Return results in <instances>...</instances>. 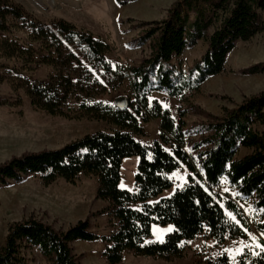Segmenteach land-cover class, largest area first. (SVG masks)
I'll use <instances>...</instances> for the list:
<instances>
[{
	"label": "trees",
	"instance_id": "1",
	"mask_svg": "<svg viewBox=\"0 0 264 264\" xmlns=\"http://www.w3.org/2000/svg\"><path fill=\"white\" fill-rule=\"evenodd\" d=\"M115 1L125 5L135 0ZM262 11L264 0H176L166 18L139 24L147 27L137 44L149 41V55L138 64L115 66L109 58L111 45L92 32L63 18L42 21L14 1L0 0V33L26 30L30 42L22 45L0 36V57L19 61L13 66L0 63V83L8 82L15 91L24 89L34 107L51 115L103 121L113 129L0 163V185L22 182L31 174H38L46 185L95 175L96 198L108 202L95 214H107L113 227L107 235L98 234L91 230L88 216L58 230L31 216L9 225L5 244L0 241V264H27L21 254L27 245L37 247L49 264H81L72 243L99 240L105 244L107 262L119 264L126 252L169 261L184 257L183 241L202 233L219 243L245 239L251 223L233 198L219 193L223 179L241 196L252 198L260 211L256 229L264 232V91L224 108L221 116L207 113L213 119L197 128L200 139L192 144L196 155L184 148L185 112L177 121L159 100L150 99L158 92L182 100L187 91L198 90L209 77L223 72L239 41L264 33ZM201 39L208 43L205 53L188 72H176L173 60ZM43 65L53 68L48 80L31 79L27 72ZM244 71L264 72V63ZM126 82L129 96L113 102L102 99ZM21 103L20 97L12 103L0 95V106ZM153 119L161 121L159 139L143 144L138 136L146 135L143 124ZM241 147L252 151L237 158ZM133 156L139 157L135 189L127 190L121 186V169ZM182 166L188 170V182L162 196L175 186L170 175ZM153 225H172L173 230L163 243L146 242ZM259 242L264 245V235ZM208 264L236 263L223 252ZM239 264H264V252L246 249Z\"/></svg>",
	"mask_w": 264,
	"mask_h": 264
},
{
	"label": "rangeland",
	"instance_id": "2",
	"mask_svg": "<svg viewBox=\"0 0 264 264\" xmlns=\"http://www.w3.org/2000/svg\"><path fill=\"white\" fill-rule=\"evenodd\" d=\"M42 21L63 18L80 29L90 31L105 40L112 47L109 58L115 66L138 64L150 53L149 41L137 44V39L147 26H140L144 21H159L168 15V10L176 0H135L119 5L115 0H12ZM264 20V11L261 12ZM193 13H191V18ZM213 27L209 33L213 32ZM28 32L13 28L10 32L0 33L1 37L16 39L22 45H30ZM36 47L38 44H34ZM208 47L201 39L192 47H187L183 54L173 60L176 72H188L194 62L199 60ZM0 63L9 66L18 65L19 61L0 57ZM264 63V33H259L248 41H239L229 54L225 69L218 75L209 77L198 90L187 91L181 100L165 93L154 92L151 101L157 99L164 108L169 109L178 121L181 112L186 126L185 150L196 155L192 150L193 142L199 141L197 128L202 123L221 116L224 108H234L251 95L264 91V72L248 73L244 70L256 64ZM53 68L47 65L27 74L33 80L47 81ZM0 95L12 103L22 99L21 105L0 106V163L14 155L43 149H57L64 144L98 131L111 132L113 129L103 121L68 119L54 116L34 107L24 89L15 91L8 82L0 83ZM130 89L126 82L120 89L110 92L102 99L113 102L120 96H129ZM210 113L212 117L206 115ZM160 119H153L143 124L146 135L138 136L143 144L151 145L159 139ZM169 148V147H167ZM252 150L241 147L236 155L241 158ZM139 157L126 158L121 173V186L127 190L135 189V174ZM175 186L166 190L162 196L172 194L176 187L188 182V170L180 167L170 175ZM98 178L92 174H81L74 183L60 178L51 184H44L38 174H31L22 182L0 185V241L5 244L8 227L11 223L34 216L53 225L58 230H67L79 220L90 216L91 230L107 235L113 229L107 214H95L108 205L97 199ZM218 191L233 198L242 208L251 223V229L245 239H231L219 243L202 233L196 238L183 241L186 255L173 260H164L151 256L135 255L126 252L119 264H208L227 252L233 263L239 264V256L246 250H260L256 244L263 237L256 229L260 211L254 206L252 198L241 196L236 188L223 179ZM171 229V230H169ZM173 230L172 225H153L152 236L146 242L164 240ZM251 233L252 235H249ZM253 236L256 240H253ZM73 252L81 264H109L103 255L105 244L101 241L77 240L72 243ZM21 254L27 264H49L35 246H22Z\"/></svg>",
	"mask_w": 264,
	"mask_h": 264
},
{
	"label": "snow or ice",
	"instance_id": "3",
	"mask_svg": "<svg viewBox=\"0 0 264 264\" xmlns=\"http://www.w3.org/2000/svg\"><path fill=\"white\" fill-rule=\"evenodd\" d=\"M229 215L231 216V213H229ZM233 219H235V217H233ZM169 230H171V229H169ZM245 231H247V229H245ZM249 235H252V234L249 233ZM261 235H264V232H262ZM252 238H253V240H256L255 236H253ZM160 242L163 243L164 241L161 239ZM256 247L259 248L261 252H264V245L258 243V244H256ZM256 254H258V253H256Z\"/></svg>",
	"mask_w": 264,
	"mask_h": 264
}]
</instances>
